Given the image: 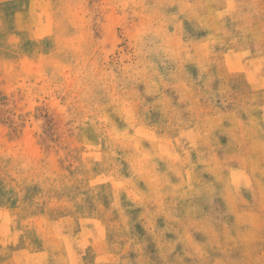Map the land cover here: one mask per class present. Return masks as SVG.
<instances>
[{"label": "rangeland", "instance_id": "374dc122", "mask_svg": "<svg viewBox=\"0 0 264 264\" xmlns=\"http://www.w3.org/2000/svg\"><path fill=\"white\" fill-rule=\"evenodd\" d=\"M0 264H264V0H0Z\"/></svg>", "mask_w": 264, "mask_h": 264}]
</instances>
